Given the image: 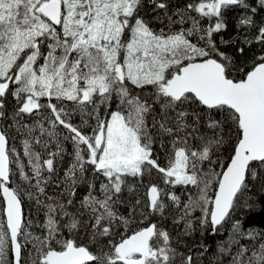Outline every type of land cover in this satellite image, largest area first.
<instances>
[{"label": "snow or ice", "instance_id": "obj_1", "mask_svg": "<svg viewBox=\"0 0 264 264\" xmlns=\"http://www.w3.org/2000/svg\"><path fill=\"white\" fill-rule=\"evenodd\" d=\"M0 264H264V0H0Z\"/></svg>", "mask_w": 264, "mask_h": 264}, {"label": "trees", "instance_id": "obj_2", "mask_svg": "<svg viewBox=\"0 0 264 264\" xmlns=\"http://www.w3.org/2000/svg\"><path fill=\"white\" fill-rule=\"evenodd\" d=\"M16 146H17L18 149L21 147L19 142H17Z\"/></svg>", "mask_w": 264, "mask_h": 264}]
</instances>
